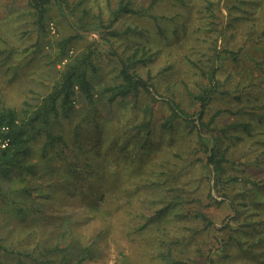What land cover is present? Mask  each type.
<instances>
[{
	"label": "rangeland",
	"instance_id": "374dc122",
	"mask_svg": "<svg viewBox=\"0 0 264 264\" xmlns=\"http://www.w3.org/2000/svg\"><path fill=\"white\" fill-rule=\"evenodd\" d=\"M140 1L147 4V0ZM213 2L215 13L220 7L226 13L225 0ZM102 3V0H69L71 15L67 9L63 14L57 3H51L39 18L28 0H0V103L19 108L25 101L36 102L51 89L69 55L94 49L96 69L89 72V81L97 109L93 110L84 95L77 93L69 117L60 115L54 123L56 131L72 136L74 141L70 139L63 146L56 143L46 157L37 151L39 143L34 144L32 154L22 158V163H32L33 171L26 173L24 164L12 170L7 181L9 189L0 192L1 242L19 251L30 250L35 245L43 249L54 238L51 231H42L44 223L63 227L70 220L75 222L80 241L96 239L91 254L82 264H171L173 261L264 264V254H256V251L264 252V247L254 245L252 252L246 247L239 249L229 230L219 228L229 221L237 229L238 221L230 219L234 212L227 216L230 212L225 205L209 204L204 199L197 201L206 193L204 171L209 169L192 165L182 168L183 159H178L175 153L185 151L183 156L187 161L196 150L188 148V136H183V131L179 132L176 126L171 135L178 138L175 142L169 141L161 134V128H157L160 119L169 113L165 103H153L150 98L148 103L155 104L154 125L144 127L142 133H134L136 128L132 127L145 120L146 115L134 117L128 106L104 105L95 99L102 85L121 80L120 63L115 53H108L109 47H115L124 58L131 57L138 47L133 60L140 56L143 60L134 65L136 71L144 78L151 76L149 84L157 90V96L175 97L182 108L191 111L187 93L196 88L200 77L186 60V54L192 60L206 59L204 52L210 37L193 33L196 26H204L210 20L206 0H186L184 4L177 0H158L153 6V13L160 15L158 22L143 17L138 22L144 27L141 34L115 39L114 45L103 39L97 28L98 6ZM189 6L195 8L191 17L187 14ZM103 17V20L109 17L106 10ZM39 19L43 23L41 27ZM184 24L185 31L180 28ZM158 26L163 33H157ZM77 30L82 36L60 48L57 42ZM222 40L218 37L217 45ZM230 41L235 48L240 43L235 35ZM251 46L244 49L243 55H258L260 46ZM231 64L234 71L241 72L238 61ZM167 65L172 68L166 70ZM245 65L246 70L257 74L252 64ZM152 129L156 134L149 135ZM84 184L91 190L83 189ZM244 184L243 181L224 182L213 193L221 199L222 193L231 196ZM35 185L38 188L33 194H26L32 192L26 189ZM181 194L187 198L182 214L175 209ZM83 196L95 207L85 203ZM167 201L170 202L165 204ZM162 204L169 205L170 209L161 217L147 220ZM196 207L214 218L213 225L205 228L202 221L190 217ZM48 234L46 242H39L38 238ZM58 255L53 254L55 260ZM18 257L0 259H5L4 264H16ZM21 258L20 264H30L29 259ZM65 264H74V261Z\"/></svg>",
	"mask_w": 264,
	"mask_h": 264
},
{
	"label": "trees",
	"instance_id": "16d2710c",
	"mask_svg": "<svg viewBox=\"0 0 264 264\" xmlns=\"http://www.w3.org/2000/svg\"><path fill=\"white\" fill-rule=\"evenodd\" d=\"M102 1V5L98 6L100 20L97 28L100 29V36L113 45L115 39L136 37V34H141L144 27L138 25V22L143 17L153 19L155 22H158L157 19L160 17L153 13V6L158 0H147L146 5L140 0ZM28 2L39 18L47 11L46 5L51 3H57L63 9V14L67 13V10L70 15L72 13L69 0H28ZM177 2L184 4L186 0H177ZM206 2L207 17L210 20H207L206 25L196 26L193 29V33H198V36L205 33L210 37V44L204 52L206 61L192 60L186 54V60L197 70L200 77L196 88L189 89L187 93L191 111L182 108L175 97L157 96V90L149 84L151 76L144 78L136 71L134 65L139 60H143L141 56L138 60H133V56L135 57L140 49L138 47L134 50V54L127 58L119 56L115 47H109L108 53H115L116 60L120 63L121 80L102 85L96 91L95 99H100L104 105L118 103L122 107L128 106V109L134 112V117L137 114L146 115L145 120L142 119L141 123H135L132 127L136 128L134 133H142L144 127L154 125L152 118L155 116L153 110L155 104L153 103H165L169 113L160 119L157 128H161L163 132L161 134L166 135L169 141L175 142L178 138L171 135L177 127L179 132L183 131V136H188L190 141L188 148L196 150L187 161L183 156L185 151L178 150L175 153L178 159H183L182 168L192 165L209 169L208 172L204 171L206 174L204 177L206 176L207 179L206 193L204 192L199 199L196 198L197 201L204 199L209 204L225 205L230 212L227 216L234 212L230 219L238 221L237 229L232 228L229 221L219 228L229 230V236L237 244L239 243V249L246 247L252 252L250 249L254 245L264 247V0H225L226 13L221 7L220 11L215 13L212 9L215 5L213 0ZM194 9L189 6L187 14L190 13V17ZM105 10L109 17L103 20ZM42 24L39 19L38 25ZM185 24L180 26L184 31L187 28ZM157 31L163 33L159 26ZM234 35L239 37L240 42L236 48L230 43ZM80 36L82 32L77 30L74 34L62 37L57 43L60 48H65L75 37ZM218 37L223 39L221 45H217ZM202 38L205 39L204 35ZM252 44L260 46L258 55L247 53L243 55L244 49L252 47ZM143 53L145 51H142ZM94 54V49H85L80 53L69 55L51 89L40 95L36 102L25 101L19 108L0 103V140H7V144L0 148V192L4 188L9 189L7 181L12 170L24 164L22 158L32 154L34 144L39 143L37 151L41 157H46L49 149H53L56 143L63 146L73 140L72 136L66 137L63 132L56 131L54 123L58 121L60 115L69 117L77 93L84 95L92 109L97 110L94 108L95 94L90 90L89 81V72L96 69ZM242 59L243 61L240 62ZM235 61H238L241 72L232 69L231 62ZM246 63L252 64L251 67L257 70V74H253L252 70H246ZM164 68L170 70L172 67L167 65ZM227 70L229 71L224 74ZM150 98L152 104L148 103ZM153 129L148 132L149 135L156 134ZM243 157L245 159H242ZM22 168L26 173L33 171L32 163L24 164ZM91 170L93 171L92 167ZM231 180L243 181L246 184L239 190H234L231 196L222 193L223 197L219 199L214 195L213 190L219 184ZM37 188L38 186L35 185L31 189H26L32 190L31 193L26 194L31 196ZM83 189L90 191L91 187H86L84 184ZM83 197L85 203H91L95 207L87 196ZM186 200V196L181 194L175 203V209L180 214L185 208ZM165 204H162L147 220H153L155 216L161 217L170 209V206ZM190 211L191 209L188 213ZM175 214L179 216L178 213ZM190 214L191 218L195 217L202 221L205 228L213 225L214 218L197 207ZM48 230L54 234L53 243L43 249L35 245L30 250L19 251L5 246L0 240V258L19 256L16 264L22 263L21 257L29 259L30 264H65L67 261L82 264L91 254L90 249H93L96 242V239L80 241L75 231V222L70 220L63 227L50 226V222H45L42 231ZM210 235L214 240H218L213 233ZM48 237L50 234L38 240L44 243ZM33 253L37 255L33 256ZM55 253L59 254L56 260L53 256ZM256 254L262 255L264 252L256 251ZM40 256L43 258L39 261ZM4 260L0 259V264H4ZM178 263L186 264L184 261L171 262V264Z\"/></svg>",
	"mask_w": 264,
	"mask_h": 264
},
{
	"label": "built area",
	"instance_id": "2783aa9c",
	"mask_svg": "<svg viewBox=\"0 0 264 264\" xmlns=\"http://www.w3.org/2000/svg\"><path fill=\"white\" fill-rule=\"evenodd\" d=\"M7 144V140H0V148L4 147Z\"/></svg>",
	"mask_w": 264,
	"mask_h": 264
}]
</instances>
